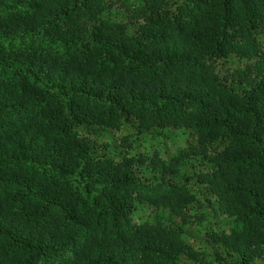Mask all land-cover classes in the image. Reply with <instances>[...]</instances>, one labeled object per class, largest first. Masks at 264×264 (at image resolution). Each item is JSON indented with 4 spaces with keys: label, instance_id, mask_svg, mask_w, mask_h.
<instances>
[{
    "label": "trees",
    "instance_id": "trees-1",
    "mask_svg": "<svg viewBox=\"0 0 264 264\" xmlns=\"http://www.w3.org/2000/svg\"><path fill=\"white\" fill-rule=\"evenodd\" d=\"M183 261L264 264V0H0V264Z\"/></svg>",
    "mask_w": 264,
    "mask_h": 264
},
{
    "label": "rangeland",
    "instance_id": "rangeland-1",
    "mask_svg": "<svg viewBox=\"0 0 264 264\" xmlns=\"http://www.w3.org/2000/svg\"><path fill=\"white\" fill-rule=\"evenodd\" d=\"M146 146L149 147V144ZM191 184L194 185L196 189L199 187L194 182ZM201 202H202V205L204 206L203 211L206 216V219L199 226L181 225L177 218L169 216L167 212H164L162 210H153V211H150L149 214L151 218H155V217L161 218L169 223H173V224L181 226L183 232L187 235L185 239L188 241H191L192 244L196 246L203 245L205 247L210 248L211 245L208 244L206 241H204L205 232L207 231L209 226L220 225L221 223H227L230 221V219L220 214V212L217 210V208L214 205L215 201L213 198L206 200L205 197L202 196ZM203 241L204 243L202 244ZM183 263L189 264L186 261H183Z\"/></svg>",
    "mask_w": 264,
    "mask_h": 264
}]
</instances>
